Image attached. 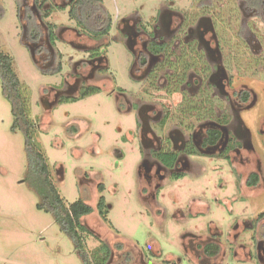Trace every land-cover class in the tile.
Returning a JSON list of instances; mask_svg holds the SVG:
<instances>
[{"label":"rangeland","instance_id":"374dc122","mask_svg":"<svg viewBox=\"0 0 264 264\" xmlns=\"http://www.w3.org/2000/svg\"><path fill=\"white\" fill-rule=\"evenodd\" d=\"M240 2L102 0V7L111 15L112 25L108 35L98 43L108 44L105 49L109 62L107 75L114 83L106 84V89L93 94L81 92L50 105L44 100L46 91L63 84L62 76L55 73L58 53L62 54L61 72L65 73L83 54L81 49L68 43L75 37L65 26L77 27L67 17L68 0L52 1L50 5L54 7L48 18L37 10L33 0H0V48L12 58L26 114L32 124V142L45 157L59 194L68 203L83 198L93 205L98 181L104 184L105 222L95 214L83 222L91 232L87 239L89 250L99 246V238L109 246L111 252L105 264H154L164 259H175L176 264H195L187 256L198 253L197 244L206 238L210 225L221 231L220 242L225 245L221 264H257L243 261L239 252L238 258L234 257L233 244L228 245V232L235 227L241 212L252 216L264 210V190H254L252 195L242 194L227 163L198 159L204 166L203 171L200 167L182 178L169 179L159 188L155 199L163 211L156 212L140 197L137 167L142 157L139 141L133 134L135 117L120 111L114 94L107 92L110 86L129 90L137 86L130 74L133 53L117 29L124 17L137 16L146 25L167 8L185 12L188 18L195 12L206 13L219 20L223 18L230 24L226 37L239 41L242 37L235 24L242 21L237 8ZM205 5L212 9H206ZM28 12L33 14L43 39L47 32L45 23L55 25V47L51 48L53 58L49 64L40 59L43 45L33 53L29 47L32 43L24 20ZM252 23L261 28L258 20L253 19ZM258 37L262 43V63L256 64L252 56L249 66L258 77L250 78L249 84L260 94L256 107L251 110L250 119L254 124L264 114V32L258 31ZM33 47L36 49L35 45ZM252 48L257 50L255 44ZM75 123L77 133L71 130L74 125L70 126ZM12 124L11 106L0 83V264H82L73 243L51 214L36 208L37 195L24 180L27 169L24 136L20 129H12ZM215 165L217 167L213 168ZM221 179L229 183L224 185ZM233 196L235 198L231 199ZM202 202L206 204L203 206ZM187 233L198 235L192 237ZM240 235L239 242L247 237L250 240L254 229L246 228Z\"/></svg>","mask_w":264,"mask_h":264},{"label":"flooded vegetation","instance_id":"af4514ba","mask_svg":"<svg viewBox=\"0 0 264 264\" xmlns=\"http://www.w3.org/2000/svg\"><path fill=\"white\" fill-rule=\"evenodd\" d=\"M204 7L212 9L209 5ZM237 8L242 21L235 24L236 28H231L238 29L237 33L242 37L239 41L226 37L230 24L223 18L219 20L216 16L197 12L188 18L185 12L171 8H167L165 13L158 12L157 17L146 25L137 16L136 19L124 17L117 25L118 32L125 37L124 43L133 53L130 74L137 86L132 90L110 86L107 92L114 94L120 111L135 117L133 134L139 141L142 157L137 167L140 197L156 212L163 211L155 199L159 188L169 179L182 178L200 167L203 171L204 166L198 159L227 163L242 194L252 195L254 190H264V114L255 124L252 123L251 110L256 107L260 94L249 84L250 78H258L249 67L252 56L256 64L262 63L258 31L264 32V0H241ZM253 19L258 20L261 28H256ZM46 27L45 38L40 35L36 41L29 39L32 43L29 47L33 53L43 45L40 59L49 64L55 43L50 42ZM65 27L75 37L68 43L81 49L83 54L65 73L61 72L62 54L58 53L55 73L62 76L63 84L49 87L48 93L46 91L44 100L50 105L63 98L76 97L81 92L93 94L106 89V84L114 83L113 78L107 75L109 62L105 49L108 44L98 43L106 35L94 38L78 27ZM53 33L56 40L55 27ZM252 44L257 50H253ZM236 48L242 49L238 51ZM44 53L48 56L44 57ZM70 126L77 133V124ZM221 181L224 185L229 183L226 179ZM99 184L103 183H97V196L92 206L100 196ZM92 214L100 219L93 212L83 217L81 222L84 224L83 220ZM246 228L254 229V235L251 241L247 237L239 242L240 234ZM187 234L192 237L198 235ZM220 234L216 226L210 225L206 238L197 244L198 253L193 254L194 259L187 256L189 253L185 255L195 264H221L225 245L220 242ZM228 236V245L233 244L234 257L238 258L239 252L244 257L243 261L264 264V210L252 216L241 212ZM207 245L212 246L211 252L215 247L216 252L207 254ZM154 264L176 262L175 259H164Z\"/></svg>","mask_w":264,"mask_h":264},{"label":"trees","instance_id":"16d2710c","mask_svg":"<svg viewBox=\"0 0 264 264\" xmlns=\"http://www.w3.org/2000/svg\"><path fill=\"white\" fill-rule=\"evenodd\" d=\"M52 0H33L38 11L43 12V17H49L53 9ZM66 7L67 17L75 22L83 32L94 38L107 35L111 29L112 19L108 11L102 7V0H69ZM27 37L36 41L40 36L39 26L31 12L25 15ZM49 29V40L55 42L53 23L46 22ZM0 83L3 95L8 99L13 116L12 129H20L24 136V149L27 158L25 181L37 195L36 208L51 214L54 222L59 226L73 243L75 253L82 264H105L110 254L109 246L99 238V246L92 250L88 248L87 239L91 235L90 230L81 222V219L93 212H97L104 221L105 197L101 193L104 185H98L99 198L95 206H92L83 198L73 202H66L59 194L53 183L52 176L43 154L35 147L31 139L30 123L25 109L24 98L20 89V80L13 69L11 56L5 54L0 48ZM100 247V248H99ZM120 247V246H119ZM212 246H205L207 254H214L209 250Z\"/></svg>","mask_w":264,"mask_h":264},{"label":"crops","instance_id":"0c3cea01","mask_svg":"<svg viewBox=\"0 0 264 264\" xmlns=\"http://www.w3.org/2000/svg\"><path fill=\"white\" fill-rule=\"evenodd\" d=\"M183 249H184V247H183Z\"/></svg>","mask_w":264,"mask_h":264}]
</instances>
